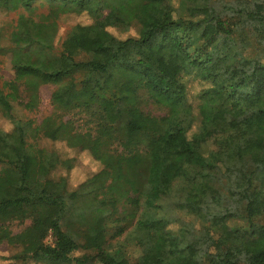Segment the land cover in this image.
Returning <instances> with one entry per match:
<instances>
[{
	"label": "trees",
	"instance_id": "16d2710c",
	"mask_svg": "<svg viewBox=\"0 0 264 264\" xmlns=\"http://www.w3.org/2000/svg\"><path fill=\"white\" fill-rule=\"evenodd\" d=\"M44 6L46 13L31 16ZM20 8L27 14L7 39L0 30V54L13 71L0 85V115L13 125L0 129V242L11 238L9 222L31 223L10 258L264 264V0H0V11ZM81 13L92 23L72 26L56 51L60 17ZM132 26L136 36L124 39L107 30ZM190 76L204 83L195 103L183 80ZM43 84L55 85L52 112L39 122L17 117L18 86L33 111ZM40 138L88 150L100 170L69 189L52 173L70 169L73 159L40 146ZM208 142L214 147L206 151ZM166 202L208 221L212 231L186 223L172 232L165 218L136 219L140 208ZM238 218L244 226L228 224ZM135 219L141 243L156 252L151 260L130 261L112 249L109 238ZM99 230L107 234L102 242ZM89 236L91 252L74 255Z\"/></svg>",
	"mask_w": 264,
	"mask_h": 264
},
{
	"label": "rangeland",
	"instance_id": "374dc122",
	"mask_svg": "<svg viewBox=\"0 0 264 264\" xmlns=\"http://www.w3.org/2000/svg\"><path fill=\"white\" fill-rule=\"evenodd\" d=\"M231 1V0H226ZM175 6L179 4V0H172ZM46 7H39L36 11H34L31 16L35 17V14L46 13ZM197 10H188V13H197ZM20 13L27 14L24 9H18L14 11L8 10H1L0 11V30L4 33L5 38L7 39L10 31L13 29L16 20ZM92 18L86 14H68L60 17L58 22V32L54 40V49L56 51L61 50L62 41L75 24H89L92 23ZM107 30L111 32L114 36L120 39L127 38L129 36H136V27H128V28H120V27H107ZM3 45H9L8 40L3 41ZM13 79V71L11 69L9 58L7 54H0V85H2L5 81H9ZM184 84L186 86L187 97L190 101L195 103V95L197 92L204 86V83L194 79L193 77H184ZM55 89V85L53 84H43L39 87L37 91L38 95V104L33 111H28L23 106V102L26 99L25 92L23 90V86H18V93L19 98L15 99L12 104L14 107V114L19 118H30L33 119L35 122H39L43 117L50 114L53 110L51 104V94ZM153 114L158 115L160 112L155 108L152 107L151 109ZM80 122H77V124ZM12 123L5 119L3 116L0 115V129L8 131L12 128ZM38 144L42 147L47 149H51L56 151L61 158H72L73 166L70 169L59 167L55 171H53L52 176L55 178L58 177H65L67 181V185L69 189H75L77 186L85 181L88 177L92 174L100 170L101 165L95 159L92 153L88 150H79L77 148H71L67 146L65 142L61 141H51L45 138H40L38 140ZM214 147V144L208 142L203 149L208 150L209 148ZM34 163H36V168L39 173L44 171V167L41 164V157L38 159H34ZM180 182L175 183V190L180 189ZM175 191L176 193H179ZM175 197V196H174ZM170 205L162 204V208H159L154 211H147L144 207L140 208V214L137 216L136 219L142 218L144 216H150L151 219H159L165 218L169 221L167 224V229L176 232L180 227L184 224L188 223L193 230H205L204 228L211 230L210 223L207 221L198 218L194 214L184 213L182 211L176 210L174 207H169ZM136 219L128 225L124 232L115 237L109 238V241L112 242V249L116 250L118 248L123 249L128 254L130 261H135L139 256L143 255L146 256L147 259L151 260L156 256L155 250L143 243H141L140 239L143 237V232L138 230L136 226ZM31 223L30 220L19 221L13 220L8 223V228L11 231V238L9 241L0 242V264H39L34 263L31 261H21L11 259L15 253L19 251L18 242L22 239V231ZM228 224L231 226H244L245 221L243 219H233L229 220ZM155 226H158L155 222ZM188 229L191 230L189 226ZM107 231L112 230L111 224H107L106 226ZM99 234V235H98ZM96 240L102 242L107 238L106 232L99 230L97 233ZM213 235L216 236V232H213ZM46 243H52V237H48L45 239ZM94 243V238L89 236L86 240V243L83 248L78 249L73 254L74 255H83L90 253V247ZM181 258L182 254L178 255ZM98 264V263H95Z\"/></svg>",
	"mask_w": 264,
	"mask_h": 264
},
{
	"label": "built area",
	"instance_id": "2783aa9c",
	"mask_svg": "<svg viewBox=\"0 0 264 264\" xmlns=\"http://www.w3.org/2000/svg\"><path fill=\"white\" fill-rule=\"evenodd\" d=\"M50 237V235H48L46 238Z\"/></svg>",
	"mask_w": 264,
	"mask_h": 264
}]
</instances>
